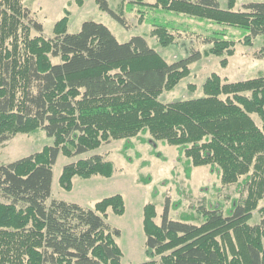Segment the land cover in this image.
Here are the masks:
<instances>
[{
    "label": "trees",
    "instance_id": "16d2710c",
    "mask_svg": "<svg viewBox=\"0 0 264 264\" xmlns=\"http://www.w3.org/2000/svg\"><path fill=\"white\" fill-rule=\"evenodd\" d=\"M82 1V0H79ZM156 0L155 9L245 31V44L264 35V1ZM100 7L124 22L106 0ZM134 5L148 4L133 0ZM68 16L43 35V25L23 0H0V145L19 133L43 129L53 138L42 151L0 166V264H121L107 222L108 210L124 214L117 194L93 209L53 199V166L59 155L72 158L112 140L149 134L153 141L178 146L193 166L209 165L223 184L248 186L243 203L223 214L207 212L200 225L172 220L146 204L143 229L147 262L140 264H264V75L229 81L208 76L203 95L164 102L191 74L190 65L217 56L221 65L235 55L237 42L225 29L203 36V51L169 63L144 37L119 42L102 23L86 21L68 32ZM168 21L153 24L151 35L166 47L180 30ZM38 32L33 35L32 32ZM177 34V35H176ZM264 58V48L258 54ZM258 119L259 121L257 122ZM114 164L102 155L64 166L59 182L70 189L74 176L111 177ZM261 222L251 224L255 210Z\"/></svg>",
    "mask_w": 264,
    "mask_h": 264
},
{
    "label": "rangeland",
    "instance_id": "374dc122",
    "mask_svg": "<svg viewBox=\"0 0 264 264\" xmlns=\"http://www.w3.org/2000/svg\"><path fill=\"white\" fill-rule=\"evenodd\" d=\"M109 7L122 17L124 22L103 10L97 0H23L34 17L43 25V35L53 38L55 24L68 16V32L77 33L86 21H95L107 26L119 42H127L135 36L144 37L149 46L155 49L169 63L186 58L190 51H203V36L216 29H225L228 37L237 42L235 55L229 57L228 66L221 65L217 56L202 57L190 65L191 74L184 78L172 91L164 92L160 100L164 102L189 100L202 96V86L212 73L219 74L229 81H241L264 75V58L258 54L264 48V35L252 38L245 44V31L240 28L225 27L198 20L197 18L176 15L152 6L156 0L135 5L133 0H106ZM264 0H239L238 10H244L245 3ZM226 7L227 0H220ZM168 21L180 30L177 42L169 46L159 44L151 35L153 24ZM33 35L38 32L33 31ZM257 122L259 121L256 119ZM53 138L43 129L30 133H19L0 145V166L42 151L53 144ZM102 155L114 164L111 177L93 175L89 178L74 176L70 189L61 186L59 179L65 165ZM188 161L180 156L178 146L164 141H153L149 134H141L130 140L120 139L105 143L96 150L69 158L60 154L53 166L51 198L79 204L93 209L97 202L117 194L123 196L126 211L115 214L108 210L107 222L113 229L120 230L114 237L122 250L121 264L147 262L146 234L143 229V212L146 204H155L159 217L167 208L172 220L187 221L200 225L206 221L207 212L219 207L223 214L237 203H243L248 195V186L242 178L240 182L223 184L218 174L209 165L193 166L188 170ZM264 206L261 201L259 209ZM262 214L255 210L251 224L261 222Z\"/></svg>",
    "mask_w": 264,
    "mask_h": 264
}]
</instances>
